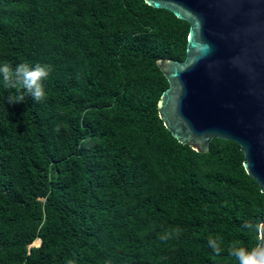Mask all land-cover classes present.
<instances>
[{"label":"trees","instance_id":"trees-1","mask_svg":"<svg viewBox=\"0 0 264 264\" xmlns=\"http://www.w3.org/2000/svg\"><path fill=\"white\" fill-rule=\"evenodd\" d=\"M189 28L144 0H0V63L52 67L42 102L7 104L0 80V264H239L228 248L255 245L241 146L197 152L159 117L156 61L185 59Z\"/></svg>","mask_w":264,"mask_h":264},{"label":"water","instance_id":"water-1","mask_svg":"<svg viewBox=\"0 0 264 264\" xmlns=\"http://www.w3.org/2000/svg\"><path fill=\"white\" fill-rule=\"evenodd\" d=\"M144 1L190 25L185 59L156 61L169 83L160 119L200 153L216 138L238 143L264 193V0Z\"/></svg>","mask_w":264,"mask_h":264},{"label":"clouds","instance_id":"clouds-1","mask_svg":"<svg viewBox=\"0 0 264 264\" xmlns=\"http://www.w3.org/2000/svg\"><path fill=\"white\" fill-rule=\"evenodd\" d=\"M52 71L51 65L37 63L30 66L27 63H21L14 68L7 62L0 63V80L3 86L10 89H16V93H10L6 98V103L17 105L24 102V95L20 92L23 89L36 102H42L46 99L44 81L47 80ZM82 146H89L88 138L80 141ZM264 195V193H262ZM242 228L254 230L256 233V243L251 248L240 247L232 244L228 248V254L234 257L239 264H264V221H259L255 225L250 222L242 223ZM179 235V229L175 232H165L159 237L162 241H167L173 236ZM208 246L216 255L223 251L220 238H209Z\"/></svg>","mask_w":264,"mask_h":264}]
</instances>
